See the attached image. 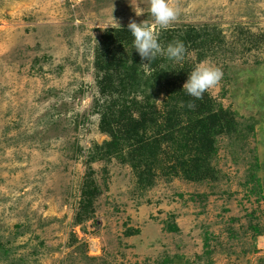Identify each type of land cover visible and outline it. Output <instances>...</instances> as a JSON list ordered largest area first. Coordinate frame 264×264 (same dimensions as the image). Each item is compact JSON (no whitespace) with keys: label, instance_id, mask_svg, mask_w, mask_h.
I'll return each mask as SVG.
<instances>
[{"label":"rangeland","instance_id":"obj_1","mask_svg":"<svg viewBox=\"0 0 264 264\" xmlns=\"http://www.w3.org/2000/svg\"><path fill=\"white\" fill-rule=\"evenodd\" d=\"M178 4L158 39L215 36L172 62L222 69L206 93L236 130L216 139L214 181L158 166L142 187L129 164L88 157L108 140L95 51L107 29L152 22L149 0H0V264H264V0ZM88 171L98 196L79 222Z\"/></svg>","mask_w":264,"mask_h":264},{"label":"trees","instance_id":"obj_2","mask_svg":"<svg viewBox=\"0 0 264 264\" xmlns=\"http://www.w3.org/2000/svg\"><path fill=\"white\" fill-rule=\"evenodd\" d=\"M175 40L186 48L199 49L204 43L211 49L215 36L190 29L165 34L158 42L166 48ZM133 41L127 27L110 28L102 34L101 46L95 51L99 131L108 140L95 147L97 152L88 162L115 157L130 165L142 187L153 184L158 166L164 174L179 175L187 181H214L211 158L217 151L216 139L236 130L234 113L206 92L195 99L183 90L192 71L186 62L178 65L158 55L143 67ZM160 97L162 101L157 103ZM190 102L194 108L187 106ZM89 172L81 188L79 222L91 216L98 196L91 188L93 172Z\"/></svg>","mask_w":264,"mask_h":264},{"label":"clouds","instance_id":"obj_3","mask_svg":"<svg viewBox=\"0 0 264 264\" xmlns=\"http://www.w3.org/2000/svg\"><path fill=\"white\" fill-rule=\"evenodd\" d=\"M149 3L150 13L153 17L152 22L144 20L138 23L136 19L130 18L127 25L128 31L134 37L133 43L136 52L141 57V65L147 66L158 55L166 56L169 60L176 62L183 61L187 54L185 44L180 40H175L164 48L158 42L159 34L156 30L157 28L167 29L177 21L181 11L178 0H149ZM135 12L136 16L143 15L140 10ZM222 78V69L214 65L209 59H205L191 71L187 82L183 85V90L189 96L201 99L206 91L217 87ZM156 102L161 103L160 100H156ZM187 106L190 109L195 107L194 103L191 102Z\"/></svg>","mask_w":264,"mask_h":264}]
</instances>
